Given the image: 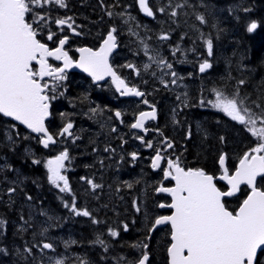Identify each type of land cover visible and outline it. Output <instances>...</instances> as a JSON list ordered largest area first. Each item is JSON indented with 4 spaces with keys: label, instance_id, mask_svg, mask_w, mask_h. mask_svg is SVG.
Returning <instances> with one entry per match:
<instances>
[{
    "label": "trees",
    "instance_id": "16d2710c",
    "mask_svg": "<svg viewBox=\"0 0 264 264\" xmlns=\"http://www.w3.org/2000/svg\"><path fill=\"white\" fill-rule=\"evenodd\" d=\"M64 1L65 9L49 4L47 10L44 8L40 10V13L43 12L52 20L73 16L86 29L84 36L79 40L80 44L91 48H95L108 31L111 25L108 19L112 18L115 28L118 29L123 25L116 20L119 15L122 16L123 12L129 11L134 16L138 15L135 0ZM178 5L180 7H177ZM151 7L156 14V19L147 22V34L143 38L151 53L145 56L150 66L147 69L150 74H155L154 77L162 78L165 68L169 73L176 70L169 69L166 62L160 65L157 61L168 60V64L174 65V59H176L177 76L184 83L183 87L188 89L189 94L191 92L189 98L194 99L191 102L185 101L183 106L169 104L170 102L162 103L163 98L172 96L171 84L168 87H162L158 86L156 81L147 80L146 100L157 106L159 114L157 121L148 126L149 130L145 135L146 143L151 142L152 147H148L144 152V148L139 149L135 145L139 142L138 137L142 136L129 130L134 116L143 109L141 102H130L122 123L118 125L112 116L113 109L110 105L98 99L89 101L87 98L91 97L85 96V87L94 91L98 88L92 86L82 75L67 76L61 89L57 91V99L52 101L51 116L54 117L49 128L54 133L56 131L54 122L63 123L67 120V116L72 119L79 116L86 127L95 126L97 137L94 138L95 145L91 128H83V137L79 146L76 143L68 147L80 148V150H68L70 159L64 162L66 168L68 166V169L72 167L74 170L73 159L80 156L82 162L93 166L94 170L87 173H77L74 170L73 176L66 171L69 190L63 192L49 182L45 167L46 161L51 159L52 155L55 156L61 152L60 148L43 149L39 138L28 131L26 135L18 134L9 139L2 132L5 121H0V150L10 146L22 148V145H29L33 148L36 161H40L33 167L28 166L27 159L22 157V150L18 149L14 151V155H9L6 161H13L12 165L18 166V176L23 185L15 190V192L18 191L15 198L19 204L25 203L27 207L28 184L31 179H34V213L33 218L20 213L9 216V211L0 213L2 221L10 219V221H18L19 224L24 223L22 230L18 227L17 230L0 227V249H2L0 264H54L46 259L43 248L46 242L55 245L56 249L62 253V260L66 258L63 264H80L75 254H72L74 251H80L81 259L87 264H131L144 251V249L133 247L141 241L149 246L147 251L150 264H168L167 248L170 244L168 227L159 229L148 240L147 228L145 229L144 226L145 215L147 219H151L158 204L167 201L166 197L156 194V188L162 184L163 174L160 169L151 170L148 156L158 149H164L158 148L160 146L158 144L163 143V139L176 143L177 138L180 137L181 145L184 144L183 148H179L180 164L186 169H202L207 174L215 176L221 173L218 160L222 154H225L226 167L231 173L244 154L258 144L257 137L248 136L244 129L226 114L212 109H201L194 105L207 101L218 91L225 96L233 97L236 94L238 98H244L245 106L251 108L257 115L264 110V0H152ZM246 8L250 11L245 12ZM174 10L177 13L175 16L172 15ZM198 15H202L205 22L198 20ZM159 18L163 20L160 21ZM26 19L28 21L32 19V12L27 14ZM138 19L140 21L138 27L133 24L131 27H135L134 31L139 34L144 25L142 20ZM252 20H256L259 26L253 33H248L246 26ZM87 30L88 33H86ZM40 31L42 33L38 35V38L42 42L48 40L46 32L52 33L46 29ZM164 34H167L171 45L172 41L177 43L178 50L174 56H171L172 58H168L164 53V46H161L159 52L153 49L156 47L157 39ZM53 40L57 38L53 36L50 41ZM207 40L212 41V55L208 53ZM135 51L140 52L139 49L132 47L131 55ZM134 58L139 59L136 55ZM204 60H207L211 67L199 74V65ZM132 64H136L135 61ZM161 66L163 68H160ZM169 73L168 81H172ZM148 77L146 73V79ZM241 80L244 81L243 84L239 83ZM104 88L101 89L104 90ZM183 93H178L179 98ZM85 100H88L90 108L97 104V112L99 108V112L103 114L98 116L87 114L86 111L90 108H84L85 103L82 101ZM106 113L111 116L109 117ZM108 118L111 119L112 124L105 131L102 123ZM177 118L182 122L184 131H176ZM257 122L260 124L259 120ZM100 144H102L101 147ZM106 148L108 151H105ZM136 150L141 151L142 155L134 160L131 153ZM129 154L130 157H128ZM167 155L169 158H174L170 156V153ZM82 177L86 178L84 183L81 180ZM126 177L129 182L127 190H130L131 198L117 199L110 194L109 185L114 183V187H120L121 195H124L119 183ZM88 180H92L99 187L94 189L89 185ZM18 184L20 185V182ZM217 185L221 190L225 189L222 184ZM258 187L264 190V178L259 181ZM142 190H145L144 197L140 193ZM247 193L248 190L242 187L237 197L224 200L228 210L235 212ZM73 201L78 210H87L91 216L76 215L72 212ZM49 203H51L50 206ZM145 203L147 206L144 207ZM15 216L17 218H14ZM93 219L98 223H93ZM124 225H127L126 232L123 229ZM109 228L117 231L118 235L111 236ZM98 236L105 241L106 249L104 246L93 243ZM66 240L71 246H65L66 249H63L61 244ZM78 244L81 247H78Z\"/></svg>",
    "mask_w": 264,
    "mask_h": 264
},
{
    "label": "snow or ice",
    "instance_id": "6c2138e0",
    "mask_svg": "<svg viewBox=\"0 0 264 264\" xmlns=\"http://www.w3.org/2000/svg\"><path fill=\"white\" fill-rule=\"evenodd\" d=\"M39 3L40 0H0V114L4 117H11L25 125L31 132L40 134L39 143L47 148L56 142L45 127V118L50 114L49 103L51 99H55V96L50 97L46 94L49 84L44 82L43 78L52 77L56 82L63 81L64 71L73 66V60L63 50L68 37L61 39L55 49H49L37 38V29L34 28L33 22L26 19V15L32 12V5ZM55 3L60 7L65 6L63 0H55ZM138 4L148 16L154 15L146 0H138ZM244 11L250 10L246 8ZM176 14L174 10L172 15ZM36 19L40 18L34 16L33 20ZM70 19V17L67 18V20ZM197 19L202 23L205 22L202 15H198ZM67 20L57 19L55 23L63 25L67 23ZM43 22L41 20V23ZM68 26L72 27L71 24ZM258 26V22L252 20L247 24L246 31L253 33ZM114 31L115 29L109 31L107 38L97 51L90 48L79 49L81 56L76 66L83 68L96 81L110 75L121 95L143 96V93L136 88L128 87L108 63V54L116 47ZM53 36L54 34L50 33L48 39L52 40ZM160 39H167V34L162 35ZM206 45L209 55H212V41L207 40ZM147 47L145 45L146 55ZM47 57L63 60V67L53 68L47 62ZM150 59H155V57H150ZM32 62H35L38 68L34 67ZM157 63L163 65L165 61L160 59ZM129 67L132 66L129 65ZM144 67L147 69L149 65L145 64ZM167 67L171 69L172 66L168 64ZM210 67V63L204 60L199 65V71L204 72ZM172 75L175 77L176 73L173 72ZM176 82V79L172 80L173 84ZM239 83L243 84L244 81L241 80ZM216 97L214 107L221 109L233 120L239 121L246 127L250 126L248 131L258 138L257 147L251 149L250 152L264 153V110L257 115L251 108L245 106V99L238 98L236 94L232 98H224L223 94L217 91ZM144 102L147 103L146 100ZM93 111L96 110L93 109ZM155 115V109L151 112H140L131 128H143L144 121L149 118L154 119ZM116 116L119 117L120 113L117 112ZM258 120L261 127L256 126ZM12 127L15 126L12 125ZM72 127L71 123L66 124L61 129L60 135H71ZM138 138L142 139V137ZM221 139L223 140V137ZM147 146L152 147V143L148 142ZM168 146L171 147V143ZM105 151L108 149L106 148ZM131 156L135 159L136 153H131ZM69 159L68 151L65 149L54 158L47 160L45 164L49 182L57 187L62 182L63 187L60 189L62 192L69 190L68 180L61 172L64 162ZM160 161L161 154L158 151L153 158L152 167L157 168ZM224 161L225 157L221 155L219 162L222 167ZM39 162L34 161V163ZM167 164L168 167L163 173L164 178L171 177L175 181V186L157 187L156 191L171 195L172 203L161 204L159 207H167L173 211L169 216L157 217L148 232L151 234L153 229L159 225H171V243L167 248L169 264H254V261H258L257 249L264 250V190H260L256 183L258 176L264 177V155L250 156L246 152L240 159L234 174L230 175L225 168L221 179L227 181L229 186L227 191L217 188L213 183V177L202 169L188 168L185 170L179 161L173 160H168ZM87 182L93 188L99 187L92 180ZM242 183L249 185L251 192L235 212L229 211L223 198L231 197ZM8 191L11 193L15 189L10 188ZM133 203L135 206L136 202ZM71 211L76 215L91 216L87 210H78L75 207V201H73ZM93 223H98V221L93 219ZM3 224L4 221L0 220V226ZM125 230H127V225H125ZM109 234L113 237L118 235L117 231L111 228H109ZM93 243L107 248L105 241L99 236ZM52 247L50 243L43 244L44 249ZM133 247L144 249V251L131 264H150L148 244L139 243ZM25 251H30V249H25ZM77 259L80 264H87L81 258ZM54 264H63V260H56Z\"/></svg>",
    "mask_w": 264,
    "mask_h": 264
},
{
    "label": "flooded vegetation",
    "instance_id": "af4514ba",
    "mask_svg": "<svg viewBox=\"0 0 264 264\" xmlns=\"http://www.w3.org/2000/svg\"><path fill=\"white\" fill-rule=\"evenodd\" d=\"M65 2V1H64ZM65 5V3H64ZM136 7V5H135ZM64 9H65V6H64ZM153 10V9H152ZM154 12V10H153ZM126 12H123L122 16L120 17V15L117 17V22L118 23H121V24H125L124 22V15H125ZM155 14V12H154ZM140 18L142 20V23H143V28L141 29V32L138 34L136 33L134 35L135 39H136V42H137V45L138 47H134L133 49H139L140 52H137L135 51L132 55H131V48H130V41H129V27H126L125 31L123 32H119L118 30L121 29V28H124V27H119L118 29L115 28V24H114V21H112V18L108 19V23H111L110 27H109V30H113L115 29L114 31V35L116 36L117 38V44H118V50L117 52L111 56V66L113 67L114 71L116 72V74L125 81V83L130 86V87H134V88H138L139 90H142L145 92H148V81L146 79V73L145 70H143V67L144 65L146 64V57H145V52H146V49H145V45H146V42L145 40L143 39L144 37H146V34H147V22L148 20L144 17L141 16L140 13H138L137 16H134V20L131 21L130 24H133V25H138V23H140L139 19ZM156 19V14H155V17L153 20ZM151 20V21H153ZM160 21L163 20V18H159ZM67 22L69 24L72 25V27H66V26H63L61 29H60V34H61V37L63 36H69V31L70 29H75L73 25H75V23L72 21V19L70 20H67ZM128 26V25H126ZM142 27V26H141ZM79 33L77 36H82L83 35V32H81L80 28H77L76 29ZM128 33V35H127ZM164 42V43H163ZM71 41H68V44H67V47L70 45ZM143 43V44H142ZM77 45V43H76ZM142 46V49L140 48ZM155 48H153L155 51H161V46H164L165 49H164V53L168 56V58H172L171 56H174L175 53L177 52L178 50V46H177V43L176 42H173L172 41V45L169 43V39H168V36H167V39H160L158 38L157 41L155 42ZM78 47H79V44H78ZM77 48V47H76ZM141 49V50H140ZM144 49V52H142V50ZM147 54L150 55L151 53L149 52V48L147 47ZM170 54V56L168 55ZM134 55L138 56L139 59H135L134 58ZM71 56H72V59H75L73 58L74 57V53L73 51H71ZM133 57V59H131L130 57ZM49 61V64L51 65H54L56 66L57 64L52 61V60H48ZM136 64H132V62ZM141 61V62H139ZM173 61V60H172ZM167 64H168V60L165 61ZM129 65H131L132 67H129ZM36 66V65H35ZM171 69L173 70H176L175 73H176V76L173 77L172 73H169L170 75V78L171 79H176V83L173 84L172 81H171V85L174 86V90H173V94H176L178 93V88L181 87V84L183 82H180L181 84H179V77L177 76V66H176V59H174V65L172 64L171 65ZM166 67V66H165ZM164 67V68H165ZM37 68V67H36ZM141 71H140V70ZM161 72V71H160ZM160 72H157V74H160ZM199 74L200 73H203V72H198ZM163 79L164 80H169L167 78V75H168V69H164L163 72ZM69 75V74H67ZM190 77V76H188ZM162 78H159V79H162ZM184 84V83H183ZM159 86H162V87H168L165 83H162V84H159ZM102 87L104 88V90H102L101 92H96L94 90H92L91 88H86L84 89V94L86 97H91V98H87L89 101L92 100L93 101H97L96 99H98L99 101H102V102H105L107 103L108 105H110V107H112L113 109V112H112V116L114 117V111H119L122 115V118L126 112V109H127V106L130 104V102H137V101H140L141 103L143 102V100H133L131 98H126V97H123L120 93L116 92L114 90V87L113 85L110 83V82H106V83H103ZM147 89V91H146ZM190 95H191V92H190ZM183 97V96H181ZM166 98V97H165ZM165 98H163V102L162 103H165L167 104L168 102H170L169 104L171 103H174V104H183L185 103V101L182 100V98H175V96H170V97H167L166 100ZM184 98V97H183ZM193 98V97H192ZM144 99H146V96L144 97ZM87 100V101H88ZM190 102H191V97H190ZM86 100L85 101H82L83 103H85V107L84 108H90L89 107V103L87 102ZM181 107V106H180ZM180 107H178V109H180ZM157 110V114H159V109L156 108ZM60 111V110H58ZM62 112V111H60ZM106 115H108V113H106ZM109 116V115H108ZM111 116V115H110ZM109 116V117H110ZM52 117L54 116H51V118L48 120L47 122V128L49 130V132L52 134V136L55 138L56 140V144L54 145H50L49 147H57V148H60L61 151L67 149L68 150H80V148H68L70 145H73L74 144H78L79 146V143L82 141V137H83V130H82V126L85 125L84 121H82V119L79 117V116H75L74 119L70 118L69 116H67V120L65 122H60V123H57V122H54V128L56 129V131L53 133L51 132L50 128H49V124L52 120ZM0 121H5L3 122V128H2V132H3V135L5 137H13V136H16L18 134H20L21 136L22 135H26V130H24L21 126H19L18 124H15V123H12V122H9L8 120H6L5 118L1 117L0 116ZM68 123H71L73 125V132L71 133L70 137L69 138H65L64 136H61L60 135V131L61 129ZM177 123H178V126H180L181 128H177L176 127V131H180V130H183L184 131V126H182V122L178 121L177 119ZM151 123H148L146 126H145V131L144 132H141L139 133V135H141L143 137V139H139L138 138V143L136 142V146H138V148H144V152L147 151V143H146V137L145 135L148 133V126L150 125ZM12 125H14L15 127H12ZM89 126V124H87ZM85 128H91V131H92V140H93V143H95L96 145V138L97 137V132H96V128L95 126H90V127H86L85 125ZM118 129V127H116ZM95 129V131H94ZM79 131L80 133V139L78 141H75L73 142L72 141V138L73 136ZM118 133H119V130H117ZM116 133V132H115ZM57 134V135H56ZM117 134V133H116ZM100 136V135H99ZM153 140V138L151 139V141ZM180 137L177 138V142L175 143L174 141H170L169 139H163V143H160L158 144V148H164V149H158L155 153H153L151 155V158L150 159V162H151V159L153 158V156L159 151L160 154H161V157H162V161L160 163V166L158 169L161 170L162 174L164 173V169L168 167V164H167V161L168 160H173V161H179V148H183V145H181V142H180ZM169 143H171V147H169ZM83 144V143H82ZM102 146V144H100V147ZM48 147V148H49ZM1 149V148H0ZM22 150V157L27 159V162H28V166L30 167H33L34 166V161H36V157H34V153H33V148H30L29 145H22V148H16L15 146H10V148H2V150H0V213L1 212H8L9 211V216L10 215H17V214H27V216H29L30 218H33V210H34V191H35V182H34V179H31L29 184H28V201H27V207L24 205V204H19V201L15 198V196L17 195L18 191H13V192H9L8 190L10 188L12 189H17L18 186H22L21 185V178L18 176V173L17 172V167H15V165H12V162H6L8 161V156H12L14 155V151L16 150ZM141 149V150H142ZM136 153V159H138L139 156L142 155V152L139 151V150H136L135 151ZM167 153H170V156L171 157H174L173 159L172 158H169L167 157ZM56 156V155H55ZM55 156L52 155L51 159L54 158ZM128 157H130V154L128 155ZM150 162H149V166H150ZM180 163V162H179ZM181 165V164H180ZM73 167H74V170L77 172V173H87L89 171H92L94 170V167L89 165V164H84L80 158V156H76L74 157L73 159ZM181 167H183L181 165ZM68 168V166H67ZM151 168V167H150ZM184 168V167H183ZM157 169V170H158ZM188 169V168H187ZM73 170L72 167L69 168V173H70V176H73L75 171ZM151 170H154L151 168ZM186 170V168H185ZM98 174H100L98 171H97ZM84 179H81L82 182L84 183L85 182V177H83ZM128 177L126 178H123V180L119 183V185H121L123 191H124V195H121V189L120 187H114V183H111L109 186L111 187V195L112 196H115L117 199L120 197L121 200H128L131 198V192L130 190H127L129 188V182H128ZM20 182V185L18 184ZM90 185V184H89ZM164 185V186H163ZM173 185L172 181L167 178L165 179L164 178V174H163V178H162V184L159 186H163V187H171ZM84 188V187H82ZM95 189V188H94ZM68 193V192H67ZM142 194V197L145 196V190H142L140 192ZM156 194L157 195H160V196H164L167 198V201L166 202H160L158 204V207L157 209L155 210V213L151 216V219H147V215H145V219L146 221L144 222V226H145V229L147 228V239L149 240L151 238V236L155 233V232H158L159 229H156L155 231H153L151 234H149L148 232V229L151 227V224L155 221V219L159 216H166V215H169L170 214V210L169 209H166V208H162L160 209L159 208V205L161 204H165L167 205L169 203V198L167 195H164L162 193H157L156 191ZM29 197H31V199H29ZM51 203H49V206H50ZM147 206V204L145 203L144 207ZM11 212V214H10ZM14 218H17V216H15ZM33 221H31L32 223ZM18 221H10L9 220H6L4 221V224L2 225L3 227L5 228H9V229H13V228H16L17 230V227L19 229H23V226H24V223L20 222V224ZM0 226V227H2ZM168 227V226H166ZM124 231L126 232L127 230H125V225H124ZM169 231H170V228L168 227ZM64 243H62L61 245H63V249L65 248V246L70 245V242L69 241H62ZM78 247H81L80 244H78ZM66 249V248H65ZM65 251V250H64ZM72 254H75V258H81V252L80 251H74V253ZM264 250H262L259 255H258V261L255 263V264H264Z\"/></svg>",
    "mask_w": 264,
    "mask_h": 264
},
{
    "label": "water",
    "instance_id": "95a60500",
    "mask_svg": "<svg viewBox=\"0 0 264 264\" xmlns=\"http://www.w3.org/2000/svg\"><path fill=\"white\" fill-rule=\"evenodd\" d=\"M146 2H150V0H146ZM135 3H136V7H137V9H138V11H139V13L141 14V16L142 17H144V18H146L147 20H152V19H154V15L153 16H148L145 12H143L141 9H140V7H139V4H138V0H135ZM150 6V5H149ZM73 34H74V32H72ZM107 35H108V33L107 34H105V36L103 37V40L100 42V44H99V46L96 48V49H92L91 47H89V46H86V45H84V46H80V47H78L77 49H76V60L73 62V66L72 67H70V68H67V69H65V71H69V72H78V73H82V74H84L87 78H89L91 81H92V83L93 84H95V85H98V84H102V83H104V82H110L112 85H113V87H114V90L116 91V92H118V93H120V91H118L117 90V88H116V85L113 83V81H112V77L109 75V76H104V78L102 79V80H99V81H96V80H93V78H92V76L88 73V72H85L84 70H83V68H80V67H77L76 66V62H78L79 61V59H80V56H81V53L79 52V49H81V48H90V49H92L93 51H97L100 47H101V45H102V43H103V41L107 38ZM114 35V34H113ZM115 36V35H114ZM116 37V36H115ZM116 47L115 48H113L112 49V51L111 52H109V54H108V63H109V65L111 66V63H110V57H111V55L112 54H114V53H116L117 52V50H118V44H117V38H116ZM49 48V47H48ZM55 49V48H54ZM48 58H51V59H54L55 61H57L58 63H61L62 65L60 66V68H62L63 67V64H64V62H63V60H56L55 59V57H47L46 59H48ZM32 63H35V62H32ZM37 67H38V65H37ZM112 67V66H111ZM112 69H113V67H112ZM114 70V69H113ZM45 78V77H44ZM43 78V79H44ZM128 87H130V86H128ZM137 89V88H136ZM138 90V89H137ZM139 91V90H138ZM141 92V91H140ZM142 93V92H141ZM143 95H144V93H143ZM123 97H126V98H131V99H141L143 96H136V95H134V94H128V95H122ZM143 106H144V109L142 110V111H140V112H151L153 109H155V113H156V115H155V118L153 119V118H149V119H146L145 121H144V127L143 128H140V129H133V128H131V125L133 124V123H135V121H136V118L139 116V113H137L136 114V116H135V118H134V120L131 122V124H130V126H129V128H130V130L131 131H133V132H137V133H141V132H144L145 131V126L148 124V123H155L156 121H157V119H158V114H157V110H156V108L153 106V105H149V103L147 102V103H145L144 101H143ZM49 108H50V103H49ZM117 112H119V111H114V118H115V120L117 121V122H121L122 121V115H121V113H120V116L119 117H117L116 116V113ZM49 113H50V109H49ZM0 116L1 117H3V118H5V119H7V120H9V121H11V122H13V123H16V124H18L19 126H21L24 130H26V131H29V132H31V130L30 129H28L25 125H22L19 121H15L13 118H11V117H4L2 114H0ZM50 119V114H49V116L48 117H46L45 118V127L47 128V121ZM73 128L74 127H72V129H70V133L73 131ZM49 132V131H48ZM61 132V131H60ZM34 136H36V137H40V134H37V133H33V132H31ZM50 134V133H49ZM64 136H66V137H70V135L69 134H64ZM55 140V139H54ZM54 143H52V144H50V145H53ZM49 145V146H50ZM40 146L42 147V148H44V149H46V147H44L41 143H40ZM48 148V147H47ZM157 155V153L153 156V158L155 157ZM224 157H225V154H222ZM253 155H258V154H253ZM153 158L151 159V162H150V167L151 168H153L152 167V161H153ZM219 160H220V158H219ZM219 160H218V166H219V168H220V170H221V174L220 175H217V176H213V175H211V174H208V175H211L212 177H213V183L216 185V183L218 182V183H222L223 185H225V187H226V190L225 191H227L228 190V188H229V186H228V184H227V181L226 180H224V179H221V177L223 176V174H224V169L226 168L227 169V167H226V157H225V161H224V165H223V167L220 165V162H219ZM161 161H162V157H161ZM161 161H160V163H161ZM239 163H240V161L237 163V165H236V168L239 166ZM160 166V165H159ZM159 166L157 167V168H159ZM236 168H235V170L232 172V174H234L235 173V171H236ZM193 169V168H192ZM187 170V169H186ZM231 175V174H230ZM171 181H172V183H173V185L171 186V187H174L175 186V181L171 178V177H168ZM261 178V176H258L257 177V182H258V180ZM217 186V185H216ZM242 186H245L248 190H249V193L246 195V197L244 198V199H246L247 198V196L250 194V192H251V187L249 186V185H247V184H245V183H242V184H240V186H239V188H238V190L231 196V197H224L223 198V201H224V199H228V198H233V197H236L238 194H239V191H240V188L242 187ZM256 186H257V183H256ZM218 188V187H217ZM261 190V189H260ZM157 193H162V194H164V195H167L168 196V198H169V203L168 204H171L172 203V198H171V195L169 194V193H166V192H157ZM167 204V205H168ZM240 206V205H239ZM239 206H238V208H239ZM160 209H162L161 207H159ZM164 208H166V209H169L170 210V214L169 215H171L172 214V209H170V208H167V207H164ZM237 208V209H238ZM236 209V210H237ZM169 215H166V216H169ZM164 226H168L169 228H170V236H169V240H170V243H171V225L170 224H163V225H159V226H157L155 229H153V231H155L156 229H160L161 227H164ZM152 231V232H153ZM151 232V233H152ZM170 245V244H169ZM46 250H49V249H46ZM260 251H262L261 249H257V255H258V253L260 252ZM167 262H168V264H169V257H168V252H167ZM255 262L256 261H254V264H255Z\"/></svg>",
    "mask_w": 264,
    "mask_h": 264
},
{
    "label": "rangeland",
    "instance_id": "374dc122",
    "mask_svg": "<svg viewBox=\"0 0 264 264\" xmlns=\"http://www.w3.org/2000/svg\"><path fill=\"white\" fill-rule=\"evenodd\" d=\"M159 1V0H158ZM51 3H54L57 7H60L58 4H56L55 3V0H47V2H45V0H40V3L39 4H34V5H32L31 7H32V19H30V21L29 22H33V26L35 25V26H37V27H35L34 26V28H36L37 29V35H39L40 34V30L41 29H49L50 28V26L49 25H47V24H45V23H41V20H43V18H44V16H41L40 17V10H44V8H46L47 9V6L49 5V4H51ZM62 9H64V7H61ZM34 16H38L40 19H36L35 21L33 20V17ZM124 22H127V23H131V21H133L134 20V16L130 13V12H126L125 13V15H124ZM74 21V20H73ZM74 23L76 24V25H78L77 24V21H74ZM135 27H138V25H135ZM134 27V28H135ZM128 32H130V30L128 31ZM108 33V32H107ZM136 32L134 31V30H132L131 29V32L129 33L130 35H132V36H134V34H135ZM127 35H128V33H127ZM103 40V38L100 40V42ZM100 42H98L97 44L99 45L100 44ZM135 44H137V42H135ZM143 44V43H142ZM142 46L143 45H141V49H142ZM70 47H75L76 48V43L73 41V42H71L70 43ZM96 48V47H95ZM142 52H144V49L142 50ZM145 56H146V54H144ZM131 59H133V57L131 56L130 57ZM203 63V62H202ZM146 64L148 65V63H147V61H146ZM161 65V64H160ZM168 65V64H167ZM166 65V66H167ZM150 67V66H149ZM160 68H162V66L160 67ZM143 70H145V72H147L149 69H145V67H143ZM155 72V71H154ZM148 73V75H149V77L147 78V80H149V79H151L152 80V82H154V81H156V79H157V77H154V75L155 74H150L149 73V71L147 72ZM169 73V72H168ZM168 78V77H167ZM161 80H164L163 78L161 79ZM47 82H48V84H49V90H47V92H48V94H49V96L51 97L52 96V94H53V92H54V86H56V85H53V82H56V81H54L53 80V78H50V79H48L47 80ZM153 87L155 88V85H153ZM56 88H57V86H56ZM157 88V87H156ZM173 90H174V88H172ZM171 89V93H172V96H175V98H178L179 97V95H178V93H182V92H184L183 93V97H180V98H182V100L183 101H186V102H188L189 101V96H190V94H189V92H188V89L186 88V87H183V88H181V87H179L178 88V93H176V94H173V90ZM103 90V89H102ZM56 93V92H55ZM223 97L224 98H232V97H230V96H225V95H223ZM194 98H192L191 97V101L193 100ZM216 100H217V97H216V95H213L210 99H208L207 101H202V103L201 102H199V104L198 103H196V105H194L195 107H198V108H201V109H212V110H214V111H217V112H222V113H224V114H226L225 112H223L221 109H218V108H216V107H214L213 106V104L216 102ZM93 109H95L96 111H93ZM173 111H174V109H173ZM175 112V111H174ZM86 113L87 114H92V115H96V116H98L99 114L100 115H102L103 113H100L99 112V109H98V112H97V104H94V106H93V108H90L88 111H86ZM242 114H244V113H242ZM227 115V114H226ZM245 115H247V114H245ZM228 116V115H227ZM231 118V117H230ZM232 119V118H231ZM236 123H237V125L238 126H241L242 127V129H244V131L247 133V135L248 136H250L251 138H254L255 136H253L249 131H248V127H250V126H248V127H246L244 124H242V123H240L239 121H236V120H234ZM111 124H112V121H111V119L110 118H108L107 120H105L103 123H102V128L105 130V131H107L108 129H109V127L111 126ZM175 125H176V127L177 128H181L180 126H178V123L177 122H175ZM257 127H261V125L257 122V125H256ZM83 128H85V126H82V130H83ZM86 129V128H85ZM80 139V133H79V131L73 136V138H72V141L73 142H75V141H78ZM259 143V142H258ZM258 145V144H257ZM257 145L255 146V147H257ZM146 147H148V146H146ZM255 147H253V148H255ZM249 154H250V156L252 155V154H257V153H251L250 151H249ZM258 155H264V153H259ZM149 158H151V155H149L148 156ZM47 162V161H46ZM47 169V168H46ZM48 171V170H47ZM64 171L66 172L67 171V168H66V166H65V164H64ZM62 172V171H61ZM56 186V185H55ZM57 187V186H56ZM63 187V183L61 182L60 183V186L58 187L59 189H61ZM140 243H143V241H141ZM46 252V251H45ZM62 253L59 251V252H57V251H55L54 249H51L49 252H46L45 253V256H46V259H48L50 262H52V263H54L56 260H62V258H63V256L61 255ZM66 258L64 257V259H63V261L65 260ZM78 264V263H77Z\"/></svg>",
    "mask_w": 264,
    "mask_h": 264
},
{
    "label": "bare ground",
    "instance_id": "6f19581e",
    "mask_svg": "<svg viewBox=\"0 0 264 264\" xmlns=\"http://www.w3.org/2000/svg\"><path fill=\"white\" fill-rule=\"evenodd\" d=\"M47 122H48V121H47ZM47 129H48V128H47ZM48 131H49V130H48ZM49 133H50V132H49ZM50 134H51V133H50ZM51 135H52V134H51ZM54 139H55V138H54ZM55 141H56V140H55ZM54 144H56V142H55ZM54 144H53V145H54Z\"/></svg>",
    "mask_w": 264,
    "mask_h": 264
}]
</instances>
